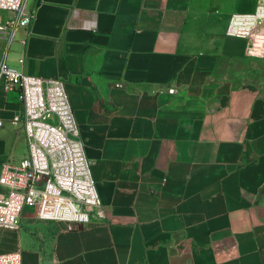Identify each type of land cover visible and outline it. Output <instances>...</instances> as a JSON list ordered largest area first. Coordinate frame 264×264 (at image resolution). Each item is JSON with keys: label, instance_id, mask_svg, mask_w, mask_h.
Here are the masks:
<instances>
[{"label": "crops", "instance_id": "0c3cea01", "mask_svg": "<svg viewBox=\"0 0 264 264\" xmlns=\"http://www.w3.org/2000/svg\"><path fill=\"white\" fill-rule=\"evenodd\" d=\"M257 0H26L0 61L65 83L108 217L0 227L23 264H264V50L227 35ZM177 92L171 94L169 90ZM0 111L18 115L0 83Z\"/></svg>", "mask_w": 264, "mask_h": 264}, {"label": "built area", "instance_id": "2783aa9c", "mask_svg": "<svg viewBox=\"0 0 264 264\" xmlns=\"http://www.w3.org/2000/svg\"><path fill=\"white\" fill-rule=\"evenodd\" d=\"M25 2L0 0V39L11 42L30 26L34 15L26 12ZM226 33L246 39L250 51L264 50V0H257L251 13L233 14ZM0 83L21 105L12 123L23 126L28 142L20 164L0 167V227L20 231L27 212L67 232L105 222L108 214L65 83L26 75L6 60L0 61ZM0 264H23L22 252L0 255Z\"/></svg>", "mask_w": 264, "mask_h": 264}, {"label": "rangeland", "instance_id": "374dc122", "mask_svg": "<svg viewBox=\"0 0 264 264\" xmlns=\"http://www.w3.org/2000/svg\"><path fill=\"white\" fill-rule=\"evenodd\" d=\"M3 50L4 44L0 41V58ZM256 58L263 60L260 67L264 71V51ZM15 116L17 115L11 111L6 115L0 111V117L5 121V126L0 128V167L4 162L20 164L28 154V142L23 126L12 123Z\"/></svg>", "mask_w": 264, "mask_h": 264}]
</instances>
